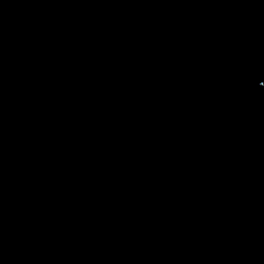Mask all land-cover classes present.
Listing matches in <instances>:
<instances>
[{
    "label": "water",
    "instance_id": "water-1",
    "mask_svg": "<svg viewBox=\"0 0 264 264\" xmlns=\"http://www.w3.org/2000/svg\"><path fill=\"white\" fill-rule=\"evenodd\" d=\"M0 264H264V0H0Z\"/></svg>",
    "mask_w": 264,
    "mask_h": 264
}]
</instances>
